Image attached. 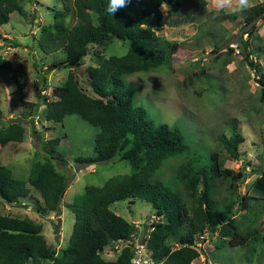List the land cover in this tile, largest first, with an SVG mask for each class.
Wrapping results in <instances>:
<instances>
[{"label": "trees", "instance_id": "obj_1", "mask_svg": "<svg viewBox=\"0 0 264 264\" xmlns=\"http://www.w3.org/2000/svg\"><path fill=\"white\" fill-rule=\"evenodd\" d=\"M24 1L30 0H0V25L7 24L14 12L25 16ZM60 1L62 8L51 10L52 23L39 30L37 46L42 53L62 51L65 54L62 65L75 69L90 45L107 46L115 40L126 43L127 51L122 56H109L98 68L87 69V86L99 98L88 95L71 78L53 88L54 99L45 106V120L62 123L65 116L77 115L98 129L94 154L76 158V164L95 165L120 156L121 161L131 166V172L112 176L101 186H86L74 198L69 206L74 215L72 231L67 246L59 254L47 244L41 224L26 217L0 214V264H132L135 252L130 248H122L113 260L104 259L101 253L113 242L127 241L134 232L132 224L111 210L112 204L136 199L150 204L158 217L150 225L145 241L153 264H193L200 255L196 239L205 233L216 234L229 246L243 245L247 236L238 232L235 216L237 204L240 209L247 208V198L237 199L238 184L246 179L245 170L226 168L217 150L204 155L193 152L176 159L185 150L180 130L154 124L147 111L128 100L121 90L127 76L156 70L171 57L170 44L158 35L166 25L161 8L168 7L169 18L180 17L183 0H146L150 5L137 9H134L136 0H130L113 16L107 12L109 0ZM194 1L205 5L204 1ZM202 6L195 9L211 22V12ZM189 16L186 13L184 18ZM263 17L264 3H261L241 17L223 15L220 20H241L248 29L244 33L249 36ZM207 34L215 35L210 31ZM243 50L248 52L245 41ZM12 67L11 61L0 57V75L9 72L16 80ZM255 71L259 74L258 100L264 103V71L258 65ZM21 103L31 109L38 107ZM24 132L23 126L16 123L0 129V147L21 143ZM261 136L264 138V125ZM243 142L242 134L233 130L229 137L219 135L216 147L224 149L230 160H238ZM58 144V139H52L43 146L48 159L36 163L27 180L16 179L0 163V207L30 198V186L41 197L42 213L59 212L66 179L51 163L55 160L65 164L57 153ZM173 158V162L167 163ZM221 185L227 191L222 198ZM251 185L250 194L259 196L264 210V166Z\"/></svg>", "mask_w": 264, "mask_h": 264}, {"label": "rangeland", "instance_id": "obj_2", "mask_svg": "<svg viewBox=\"0 0 264 264\" xmlns=\"http://www.w3.org/2000/svg\"><path fill=\"white\" fill-rule=\"evenodd\" d=\"M139 1H134V9L150 5L146 0L142 4ZM200 1L205 5L183 0L180 17L169 18L168 7L162 6L166 25L158 35L170 44L171 57L156 70L127 76L121 90L128 100L147 111L154 124H167L180 130L185 150L176 159L193 152L204 155L217 150L226 168L246 172V179L238 184L237 199L247 198V208L240 209L237 204L235 224L247 240L243 245L229 246L216 234L205 233L196 239L200 255L193 264H264L262 200L250 194L251 184L264 166V138L261 136L264 103L258 100L259 74L255 71L257 65L264 71V17L247 36L244 31L248 29L241 20L218 17L208 22L195 8L202 6L211 12V17L214 9L207 5V0ZM253 3L255 6L264 0H253ZM22 6L25 16L14 12L7 24L0 25V57L12 62L16 75V80L9 72L0 75V129L16 123L23 126L25 132L21 143L0 147V163L8 167L16 179L27 180L33 166L48 159L43 146L49 140L58 139L57 153L65 164L60 165L55 160L51 163L66 179V190L59 212L42 213L39 193L28 186L31 197L2 204L0 214L26 217L41 224L47 244L59 254L67 246L72 231L74 215L69 206L74 198L80 196L86 186H101L112 176L129 174L131 166L121 161L120 156L106 163L76 164V158L94 154L98 129L77 115L65 116L62 123L48 122L44 109L47 102L54 99L53 88L64 85L68 78L91 97L99 98L87 86V69L98 68L111 55H124L127 44L113 40L107 46L90 45L79 67H64L62 51L44 54L37 46L40 28L52 23L51 10L61 9V1L30 0L24 1ZM186 13L191 14L187 19L184 18ZM208 31L215 35L210 36ZM243 41L248 43V52L243 50ZM22 101L38 104V107H24ZM34 130L37 133H33ZM233 130L244 137L238 160H230L224 149L216 147L218 136L229 137ZM174 160L169 159L167 163ZM219 193L220 198L227 196L224 185L220 186ZM111 210L132 224L134 232L127 241L110 244L101 256L113 260L122 248H130L140 264H153L145 241L150 225L158 217L150 204L139 199L125 200L112 204ZM256 232L255 236L251 235Z\"/></svg>", "mask_w": 264, "mask_h": 264}, {"label": "clouds", "instance_id": "obj_3", "mask_svg": "<svg viewBox=\"0 0 264 264\" xmlns=\"http://www.w3.org/2000/svg\"><path fill=\"white\" fill-rule=\"evenodd\" d=\"M130 0H109L107 12L113 16L120 8L125 7ZM207 5L214 9L213 18L223 15L241 17L254 7L253 0H207Z\"/></svg>", "mask_w": 264, "mask_h": 264}, {"label": "built area", "instance_id": "obj_4", "mask_svg": "<svg viewBox=\"0 0 264 264\" xmlns=\"http://www.w3.org/2000/svg\"><path fill=\"white\" fill-rule=\"evenodd\" d=\"M136 255V253H135ZM132 264H140L139 260L136 259V257H133Z\"/></svg>", "mask_w": 264, "mask_h": 264}]
</instances>
